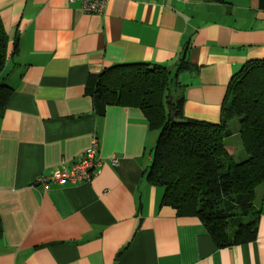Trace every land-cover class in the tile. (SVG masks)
I'll use <instances>...</instances> for the list:
<instances>
[{"label":"crops","instance_id":"1","mask_svg":"<svg viewBox=\"0 0 264 264\" xmlns=\"http://www.w3.org/2000/svg\"><path fill=\"white\" fill-rule=\"evenodd\" d=\"M17 51L1 77L0 264H264V186L255 240L219 248L197 217L163 204L148 180L159 131L137 107L99 115L90 79L131 63L167 66L185 117L219 123L232 77L264 59V0H110L86 14L68 0H0ZM99 140L91 182L38 180ZM235 135L226 140L236 157ZM116 159L115 164L113 160Z\"/></svg>","mask_w":264,"mask_h":264},{"label":"trees","instance_id":"2","mask_svg":"<svg viewBox=\"0 0 264 264\" xmlns=\"http://www.w3.org/2000/svg\"><path fill=\"white\" fill-rule=\"evenodd\" d=\"M16 51L0 13V79ZM189 67L185 54L176 72L158 64L115 65L90 79L86 93L99 115L109 105L137 107L159 131L148 180L164 189L163 204L199 218L219 248L246 244L257 236V191L264 186V59L247 62L232 77L219 123L185 117V99L172 98L177 74ZM11 94L0 82V115ZM235 135L249 156L243 162L227 150Z\"/></svg>","mask_w":264,"mask_h":264},{"label":"built area","instance_id":"3","mask_svg":"<svg viewBox=\"0 0 264 264\" xmlns=\"http://www.w3.org/2000/svg\"><path fill=\"white\" fill-rule=\"evenodd\" d=\"M110 0H68L71 5L79 4L82 11L86 14H103ZM99 140L93 137L91 146L86 149L74 161L71 168L62 167L57 170L52 176H43L38 180L40 184L48 190L52 184H79L88 183L96 176L102 160L99 158ZM113 162L116 164L117 160Z\"/></svg>","mask_w":264,"mask_h":264},{"label":"rangeland","instance_id":"4","mask_svg":"<svg viewBox=\"0 0 264 264\" xmlns=\"http://www.w3.org/2000/svg\"><path fill=\"white\" fill-rule=\"evenodd\" d=\"M0 82H2V81L0 80ZM171 92H172L171 93L172 94V98L176 99L177 96H178V93L174 90L173 86H172V91ZM234 143L237 146L236 147L237 148V151H236L237 154H236L235 160L237 162H243L244 160L248 159L249 156H248V154L245 151V148L243 146V143H242L241 139L239 138V139L234 140Z\"/></svg>","mask_w":264,"mask_h":264}]
</instances>
